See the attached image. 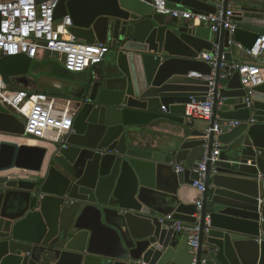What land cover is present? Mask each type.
I'll use <instances>...</instances> for the list:
<instances>
[{"label": "water", "instance_id": "obj_1", "mask_svg": "<svg viewBox=\"0 0 264 264\" xmlns=\"http://www.w3.org/2000/svg\"><path fill=\"white\" fill-rule=\"evenodd\" d=\"M165 1L215 14L219 0ZM154 3L58 0L54 19L69 16L75 39L110 45L97 75L58 61L45 70L24 54L0 60L8 85L50 75L56 86L40 82L37 94L73 116L72 130L49 147L0 140V264H264V84L249 94L231 67L237 48L264 36V0H223L233 33L157 13ZM211 92V120L188 122L187 104ZM159 122L180 128L157 145L143 142ZM0 134L39 141L1 103ZM216 145L200 192L193 170ZM176 222L199 228L196 248Z\"/></svg>", "mask_w": 264, "mask_h": 264}, {"label": "built area", "instance_id": "obj_2", "mask_svg": "<svg viewBox=\"0 0 264 264\" xmlns=\"http://www.w3.org/2000/svg\"><path fill=\"white\" fill-rule=\"evenodd\" d=\"M222 2L217 4L215 14H194L190 11L172 10L168 8L165 0H155L154 9L157 13L165 14L181 20H189L195 25L205 24L213 32L222 29L233 33L236 24L233 22V8L230 7L224 15ZM58 0H47L42 3L37 0H0V60L4 56H17L24 54L30 59L37 58L40 51L57 55L65 68L72 72H83L102 64L110 52V45L95 43L92 45L78 41L69 33L72 20L66 16L61 21V29L57 27L54 19ZM247 54L258 60L253 64L233 63L232 69L238 72L242 85L248 90L264 84V36H261L253 49L247 50ZM204 60L216 67L215 54L207 53L202 56ZM197 78H203L195 74ZM212 80V78H210ZM249 98H247L248 101ZM0 103L14 113L25 124L27 137H36L44 140L49 134L53 135L52 141L61 142L62 138L72 130L73 116L58 107L56 100H47L46 97L26 90H12L3 75L0 73ZM164 110V107L162 108ZM213 115V93L211 92L204 103L193 101L187 104L185 118L188 122L209 121ZM231 127L240 124L239 121L228 123ZM227 125V124H226ZM220 131H217L219 133ZM219 151L217 145L211 154H203L193 171L198 174V181L194 186L200 192L204 191L206 165L217 160ZM182 168H178L181 171ZM201 199L197 205L200 208ZM168 215L166 219H171ZM178 231H184L189 236V246L196 248L198 245L199 228H184L181 222L174 225Z\"/></svg>", "mask_w": 264, "mask_h": 264}, {"label": "crops", "instance_id": "obj_3", "mask_svg": "<svg viewBox=\"0 0 264 264\" xmlns=\"http://www.w3.org/2000/svg\"><path fill=\"white\" fill-rule=\"evenodd\" d=\"M171 17V16H168ZM184 21V20H181ZM61 23L62 21L59 20L57 21V27L59 29H61ZM65 37H70L71 34L65 33L63 34ZM79 41V40H78ZM82 42V41H80ZM233 58H234V63H244V64H253L256 63L258 60H255L254 58H252L251 56H249L247 54V51L242 49V48H237L234 51L233 54ZM262 60V58H261ZM34 61H36L38 64V66H43V64H45V70L48 69L49 66L52 64V62H60L62 63L59 59L57 55L51 54L50 52H43L40 51L37 58L34 59ZM264 60H262L261 62H263ZM259 62V61H258ZM110 63V58L107 56L105 61L98 65L93 67L92 69H94V74L97 75L99 73V71H102L108 64ZM260 63V62H259ZM49 69H55V66H50ZM195 74L197 73H192L191 75L194 78ZM40 82L45 83L46 85L49 86H56V84L54 83V80L52 79V77H50V75L45 74V79L41 78L39 80H37L36 78H33L31 76H20V77H15L12 79V84L10 85V88L12 90H28L30 93H38L40 94V92L42 93L44 90V87L40 85ZM57 103H60L58 100H56ZM197 123H199L200 125H204L205 122L202 121H196ZM167 125V127H166ZM180 128V126L176 125V124H162V122L159 123H155L153 126H151V128H149V131H147V134L144 136V141L143 142H150L151 144L157 145V143H162L164 141H166L170 136H171V132H173L174 130ZM53 135L49 134L45 140H39L37 141L36 144L41 145V146H45V147H49L52 141Z\"/></svg>", "mask_w": 264, "mask_h": 264}, {"label": "rangeland", "instance_id": "obj_4", "mask_svg": "<svg viewBox=\"0 0 264 264\" xmlns=\"http://www.w3.org/2000/svg\"><path fill=\"white\" fill-rule=\"evenodd\" d=\"M28 91V90H26ZM29 92V91H28ZM18 139H21L19 141H22L20 144H25V143H31V144H36L37 141L36 140H32V139H28V138H18V137H13V136H8V135H2L0 134V140H7V141H11V142H19ZM6 176H13V175H16V174H13V173H6L4 174Z\"/></svg>", "mask_w": 264, "mask_h": 264}, {"label": "bare ground", "instance_id": "obj_5", "mask_svg": "<svg viewBox=\"0 0 264 264\" xmlns=\"http://www.w3.org/2000/svg\"><path fill=\"white\" fill-rule=\"evenodd\" d=\"M19 140H21V139H18V141H19ZM32 140H34V139H32ZM36 141H37V140H36ZM21 142H22V141H19L18 143L20 144ZM15 143H17V142H15ZM25 144H31V143L28 142V143H25Z\"/></svg>", "mask_w": 264, "mask_h": 264}, {"label": "trees", "instance_id": "obj_6", "mask_svg": "<svg viewBox=\"0 0 264 264\" xmlns=\"http://www.w3.org/2000/svg\"><path fill=\"white\" fill-rule=\"evenodd\" d=\"M18 91V90H17ZM45 140V139H44Z\"/></svg>", "mask_w": 264, "mask_h": 264}]
</instances>
